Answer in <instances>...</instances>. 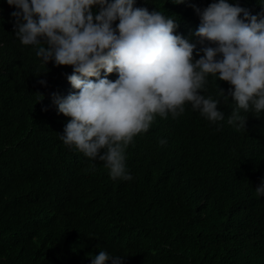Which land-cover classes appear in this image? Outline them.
Returning a JSON list of instances; mask_svg holds the SVG:
<instances>
[{"label":"trees","instance_id":"trees-1","mask_svg":"<svg viewBox=\"0 0 264 264\" xmlns=\"http://www.w3.org/2000/svg\"><path fill=\"white\" fill-rule=\"evenodd\" d=\"M213 2L136 6L176 19V34L197 46L195 60L215 45L193 35L194 8ZM227 2L264 12V0ZM14 11L0 0V264H92L99 251L122 264H264V197L255 192L264 180V113L241 111L245 127L229 125L236 105L219 87L228 95L231 86L209 76L202 94L220 101L225 119L210 122L190 104L175 120L157 116L126 149L133 179L113 180L103 162L60 139L69 118L52 95L75 91L66 78L73 69L45 66L36 46L22 45Z\"/></svg>","mask_w":264,"mask_h":264},{"label":"clouds","instance_id":"clouds-1","mask_svg":"<svg viewBox=\"0 0 264 264\" xmlns=\"http://www.w3.org/2000/svg\"><path fill=\"white\" fill-rule=\"evenodd\" d=\"M6 2L17 9L13 30L21 44L36 46L45 66L54 62L73 69L66 78L75 91L66 98L52 95L58 114L69 118L59 135L63 144L103 162L113 180L133 179L126 170V149L157 116L167 119L170 114L175 120L190 104L210 122L225 119L220 101L202 94L209 76L231 86L228 95L219 87L220 96L231 97L236 105L229 125L245 127L241 111L264 113V12L253 15L227 0L194 8L200 18L193 20L198 26L193 35L202 45H215L202 47L194 60L197 46L176 34L177 20L137 7V0ZM114 73L118 78L113 81L108 77ZM255 192L264 197V180ZM122 260L99 251L92 264Z\"/></svg>","mask_w":264,"mask_h":264}]
</instances>
